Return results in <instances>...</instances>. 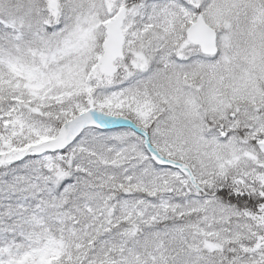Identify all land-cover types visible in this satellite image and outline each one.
I'll list each match as a JSON object with an SVG mask.
<instances>
[{
	"label": "snow or ice",
	"instance_id": "1",
	"mask_svg": "<svg viewBox=\"0 0 264 264\" xmlns=\"http://www.w3.org/2000/svg\"><path fill=\"white\" fill-rule=\"evenodd\" d=\"M0 264H264V0H0Z\"/></svg>",
	"mask_w": 264,
	"mask_h": 264
}]
</instances>
